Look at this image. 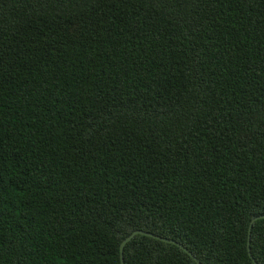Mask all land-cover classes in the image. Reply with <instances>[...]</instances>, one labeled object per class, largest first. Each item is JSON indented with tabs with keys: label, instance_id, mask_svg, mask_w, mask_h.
<instances>
[{
	"label": "trees",
	"instance_id": "1",
	"mask_svg": "<svg viewBox=\"0 0 264 264\" xmlns=\"http://www.w3.org/2000/svg\"><path fill=\"white\" fill-rule=\"evenodd\" d=\"M262 215L264 0H0V264H122L136 230L255 264Z\"/></svg>",
	"mask_w": 264,
	"mask_h": 264
},
{
	"label": "water",
	"instance_id": "2",
	"mask_svg": "<svg viewBox=\"0 0 264 264\" xmlns=\"http://www.w3.org/2000/svg\"><path fill=\"white\" fill-rule=\"evenodd\" d=\"M259 219H264V215L259 216V217L255 218V219H253V221H252V223H251V225H250V227H249V235H248V254H249V256L251 257V259L253 260V262H254L255 264H257V263H256L255 259H254L253 256H252V253H251V230H252V227H253V223H254L255 221L259 220ZM136 235H144V236H148V237H152V238H155V239L161 240V241L166 242V243L176 244V245L180 246L185 252H187V253H188V254L194 259V261H195L197 264H201V263L197 260V258H196L194 255H192V253H191L188 249L184 248V247H183L182 245H180L179 243H177V242H175V241H173V240H169V239L162 238V237H160V236L154 235V234H152V233H150V232L142 231V230H136V231H134L130 236H128V237H127V238L121 243V246H120V254H121V262H122V264H125V263H124V248H125V246L127 245V243L130 242V241H131Z\"/></svg>",
	"mask_w": 264,
	"mask_h": 264
}]
</instances>
